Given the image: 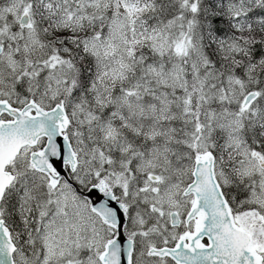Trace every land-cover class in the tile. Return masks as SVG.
<instances>
[{
    "label": "snow or ice",
    "instance_id": "obj_1",
    "mask_svg": "<svg viewBox=\"0 0 264 264\" xmlns=\"http://www.w3.org/2000/svg\"><path fill=\"white\" fill-rule=\"evenodd\" d=\"M0 264H264V0H0Z\"/></svg>",
    "mask_w": 264,
    "mask_h": 264
}]
</instances>
